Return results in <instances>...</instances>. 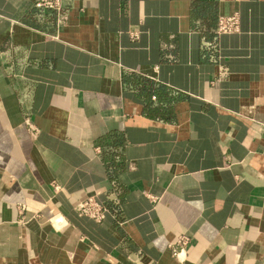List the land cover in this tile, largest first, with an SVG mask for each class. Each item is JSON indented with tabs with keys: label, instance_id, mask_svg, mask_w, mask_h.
Listing matches in <instances>:
<instances>
[{
	"label": "crops",
	"instance_id": "1",
	"mask_svg": "<svg viewBox=\"0 0 264 264\" xmlns=\"http://www.w3.org/2000/svg\"><path fill=\"white\" fill-rule=\"evenodd\" d=\"M0 264H264V0H0Z\"/></svg>",
	"mask_w": 264,
	"mask_h": 264
},
{
	"label": "built area",
	"instance_id": "2",
	"mask_svg": "<svg viewBox=\"0 0 264 264\" xmlns=\"http://www.w3.org/2000/svg\"><path fill=\"white\" fill-rule=\"evenodd\" d=\"M35 6L39 9H47L56 12H60L63 6V0H35ZM241 24L238 14H234L227 17H221L218 24L217 33L219 35H230L240 32ZM133 40L140 38V31L138 29H132L129 32ZM56 189H60V186L55 185ZM118 204V197L115 192L110 193L107 201H98L95 198H88L79 202L75 209L80 216L88 217L97 223L104 221L106 216L111 212H115L116 205ZM57 227L62 228L65 225L64 220L56 218L52 220ZM189 237L183 235L179 238V244L186 246L189 243ZM177 256V252H174Z\"/></svg>",
	"mask_w": 264,
	"mask_h": 264
}]
</instances>
